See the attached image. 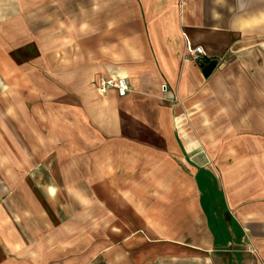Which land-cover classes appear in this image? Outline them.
Returning a JSON list of instances; mask_svg holds the SVG:
<instances>
[{"label":"crops","instance_id":"1","mask_svg":"<svg viewBox=\"0 0 264 264\" xmlns=\"http://www.w3.org/2000/svg\"><path fill=\"white\" fill-rule=\"evenodd\" d=\"M33 13L30 118L50 163L33 178L43 200L22 190L6 221L20 241L1 264H264V0H0L4 30ZM109 78L131 92L101 93ZM237 93L253 96L242 117Z\"/></svg>","mask_w":264,"mask_h":264},{"label":"rangeland","instance_id":"2","mask_svg":"<svg viewBox=\"0 0 264 264\" xmlns=\"http://www.w3.org/2000/svg\"><path fill=\"white\" fill-rule=\"evenodd\" d=\"M26 17L27 21L23 24L22 31L18 29L9 31L4 30L3 24L7 16L0 15V264L4 261L3 253L11 245L10 243L20 241L6 239V227L19 226V223L12 224L6 221L18 220L19 212L16 207H19L22 190L33 187L28 191L29 195H37L39 200H43L42 193L34 189L36 186L33 184V178L37 168L41 169L42 166L50 163L49 159L43 158L46 149L43 148V143L37 142L35 136L38 125L41 132V124L37 123L34 116L30 118L31 108L39 104L40 100L36 99V95L31 94V90H35L36 86V15L33 13ZM9 71L12 72V79H5L4 74ZM19 77H22V81L27 79L28 87L23 84L21 86L25 88L23 98L28 111L20 110ZM252 97L238 93L234 96L237 117L248 114L251 106L249 101ZM237 129L243 132L248 128L238 127ZM204 139L208 141L204 143L205 149L242 151L250 148L258 150L262 138ZM214 194L216 201L222 206L217 190ZM61 200L64 201L62 198ZM45 208L49 213L53 212L47 205ZM240 249L243 252L244 248L240 247Z\"/></svg>","mask_w":264,"mask_h":264},{"label":"built area","instance_id":"3","mask_svg":"<svg viewBox=\"0 0 264 264\" xmlns=\"http://www.w3.org/2000/svg\"><path fill=\"white\" fill-rule=\"evenodd\" d=\"M185 56H190L197 64L202 65L207 53L203 47L192 48L188 45ZM98 89L101 93H106L109 89H115L120 97H125L131 92L128 81L124 78L100 79L98 82ZM162 89L166 91L168 86L163 85Z\"/></svg>","mask_w":264,"mask_h":264},{"label":"water","instance_id":"4","mask_svg":"<svg viewBox=\"0 0 264 264\" xmlns=\"http://www.w3.org/2000/svg\"><path fill=\"white\" fill-rule=\"evenodd\" d=\"M217 65H218V62L217 61L210 62L209 65L204 70V76L206 78L210 77V75L212 74V72L214 71V69L217 67Z\"/></svg>","mask_w":264,"mask_h":264}]
</instances>
